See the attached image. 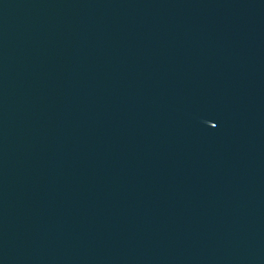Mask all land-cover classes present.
Wrapping results in <instances>:
<instances>
[{
  "label": "water",
  "instance_id": "95a60500",
  "mask_svg": "<svg viewBox=\"0 0 264 264\" xmlns=\"http://www.w3.org/2000/svg\"><path fill=\"white\" fill-rule=\"evenodd\" d=\"M0 264H264V0H0Z\"/></svg>",
  "mask_w": 264,
  "mask_h": 264
},
{
  "label": "snow or ice",
  "instance_id": "6c2138e0",
  "mask_svg": "<svg viewBox=\"0 0 264 264\" xmlns=\"http://www.w3.org/2000/svg\"><path fill=\"white\" fill-rule=\"evenodd\" d=\"M215 127V125H213Z\"/></svg>",
  "mask_w": 264,
  "mask_h": 264
}]
</instances>
